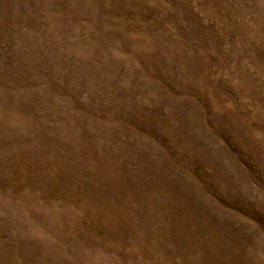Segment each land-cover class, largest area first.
<instances>
[{
  "label": "rangeland",
  "instance_id": "1",
  "mask_svg": "<svg viewBox=\"0 0 264 264\" xmlns=\"http://www.w3.org/2000/svg\"><path fill=\"white\" fill-rule=\"evenodd\" d=\"M0 264H264V0H0Z\"/></svg>",
  "mask_w": 264,
  "mask_h": 264
}]
</instances>
